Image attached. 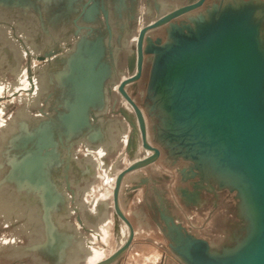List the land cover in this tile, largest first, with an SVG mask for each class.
<instances>
[{
    "label": "rangeland",
    "instance_id": "rangeland-1",
    "mask_svg": "<svg viewBox=\"0 0 264 264\" xmlns=\"http://www.w3.org/2000/svg\"><path fill=\"white\" fill-rule=\"evenodd\" d=\"M219 1L212 0L209 6ZM145 2L97 0L101 10L95 14L96 19L89 22L83 20L85 8L91 5L89 0H73L71 6L67 0L0 2V182L12 173L13 154L17 155V162L22 163L29 149L37 150V143L33 141L34 144L23 151L25 153L17 151L21 139L53 126L54 140L59 141L60 115L70 112L68 105L61 100L68 96V102L73 103L76 86L69 81L61 84L57 80L61 71L53 68L55 59L71 57L79 61V57H97L96 71L106 59L115 64L113 76L104 81L108 98L105 110L97 112L96 108L90 107L92 127L66 138L61 145L62 153L71 159L69 170H65L66 163L52 168L58 189H63L67 197V204H60L51 211L49 225L51 228L56 226L58 232L72 234V247L65 248L60 258L54 254L53 239L45 231L41 201L37 198L29 201L21 195L17 185L4 184L3 194L8 196L9 203L13 205L16 200L18 205L31 207L34 220L29 222L25 216L16 215L6 218L0 214V264H96L110 257L128 238L127 225L115 214V182L121 171L144 158L149 151L142 147L136 117L117 89L123 79L135 72L128 68L127 56L135 49L139 30L156 18ZM56 18L57 26L53 24ZM101 37L112 51L102 58L93 53L95 42ZM83 39L89 41L88 51ZM147 70L136 90L132 86L127 89L129 93H135L137 103L146 109L148 142L160 145L166 153L156 163L124 177L119 205L133 225L134 238L124 255L112 264H171L170 260L164 259L168 251H172L168 239L162 234L165 230L149 215L148 205L157 201L155 191L164 199L166 209L177 223L216 248L235 245L242 234L234 193L226 190L211 203L209 196L204 194L205 203L199 207L187 208L181 202L177 188L183 187L186 181L180 179L177 169L192 164L172 157L166 144L159 141L160 116L152 108L153 102L148 94L151 67ZM49 77H53L55 83L45 89ZM146 91L149 102H145ZM35 120H40L39 126ZM24 122L28 128L21 126ZM89 129L103 130L105 139L91 143ZM146 177L151 178V183L138 185L141 178ZM193 179L199 184V177ZM204 184L208 187L207 183ZM182 201L187 202L183 198ZM53 244L55 247V241ZM150 251L158 254L146 255L153 256L147 262L143 253ZM97 253L102 256L92 261Z\"/></svg>",
    "mask_w": 264,
    "mask_h": 264
},
{
    "label": "water",
    "instance_id": "water-1",
    "mask_svg": "<svg viewBox=\"0 0 264 264\" xmlns=\"http://www.w3.org/2000/svg\"><path fill=\"white\" fill-rule=\"evenodd\" d=\"M89 2L91 5L83 13L84 22L95 20V14L101 10L97 0ZM67 4L71 6L73 0H67ZM196 6L179 9L141 31L137 48L138 72L119 87L120 93L135 110L144 148L154 154L132 163L117 177L114 207L128 225L129 235L116 252L96 264H112L128 250L134 231L118 202L122 180L127 173L145 167L159 155V151L148 142L142 111L124 88L139 78L144 54L153 55L148 94L153 102L152 108L160 116L159 141L166 144L172 157L191 162L193 176L200 179L198 188H205L204 183H207L211 191L234 193L237 217L242 222V234L235 245L222 248L214 247L206 239L175 224V233L169 237L172 252L182 264H264V1L220 0L206 12L192 18L190 24L173 26L167 41L161 46L152 49L153 44L149 40L151 47L143 48L148 30ZM82 41L87 50L88 40ZM109 50L105 38L101 37L95 42L93 53L102 58ZM65 60L70 66L69 77L82 83V91L75 85L76 96L80 98L86 89L89 92L88 100L78 109L73 108L76 98L73 103H68V114L89 121L90 107L96 108L97 112L105 110L108 98L104 81L113 76L115 64L106 59L96 71L97 57H79V61L71 57L55 59L62 63ZM75 71L81 75H76ZM60 122L65 128L61 118ZM46 131V128L39 129L37 134L23 139L24 142H36L37 150L28 153L22 163L17 164L12 177L16 182L24 175L30 187L41 191L38 200L43 204V221L44 209L49 211L51 218V211L57 209L56 206L51 208L57 192L55 187L50 192L46 180L38 178L44 173H41V167L45 166V160L39 157L48 145L61 142L60 137L59 141L52 137L51 140ZM199 195L200 192H196L197 199ZM193 197L187 195L185 200L191 202ZM45 231L56 243L54 247L49 239L52 252L62 257L58 252V242L67 243V238L57 231L56 226Z\"/></svg>",
    "mask_w": 264,
    "mask_h": 264
},
{
    "label": "flooded vegetation",
    "instance_id": "flooded-vegetation-1",
    "mask_svg": "<svg viewBox=\"0 0 264 264\" xmlns=\"http://www.w3.org/2000/svg\"><path fill=\"white\" fill-rule=\"evenodd\" d=\"M211 1L212 0H146V2H145L146 4L145 5L148 7L147 9H150L152 14H156V18H155V20L152 23L144 25L139 30L138 35H137V39H136V43H135V49L133 50V52L131 54H129L127 56V66H128V68L130 70H132V69L135 70V72H134V74L128 76L125 79H123L120 82V84L118 86V89H117L119 94L121 95V97L128 103L129 107L132 109L133 114L135 115V117H136V113H135L134 108L126 100V98L120 93L119 87L121 86L123 81L134 77L137 74V72H138V52H137V48H138V42H139V37H140L141 31L145 27H147V26L153 24L154 22H156L157 20L162 19V18H164V17H166L168 15H171L172 13H174L175 11H177L179 9L190 7V6H196V5H198L201 2L195 8H193V9H191L189 11H186L184 13H181L178 16L170 19L168 22H166V23H164V24H162V25H160V26H158L156 28H153V29H150V30L147 31V33L144 36V40H143V48L145 49V48H150L151 47L150 43H149V40H151V42L153 44V47H151L152 49L155 48V47L161 46L162 44H164L167 41L168 35H169V31L171 30V28L173 26L181 27L183 25L190 24V21H191L192 18H194V17L198 16L199 14L203 13L204 11H206L210 7L209 5H210ZM216 1L218 2L219 0H216ZM154 31H160V32H159V34H154L153 33ZM152 57H153L152 54H144V59H143L142 68H141V74H140L139 78L137 80H135V81H132V82L126 84L125 87H124L125 90H126V93L129 95V97L132 99V101L137 105V107L142 111V113L144 115V118H145V121H146V113H145L146 109L145 108L144 109L141 108V106L137 103L136 99L134 98L135 93H133V92L129 93V90L127 88L129 86H132L135 90L137 89V87H138L137 85H138V83L140 84L141 80L144 78L146 71H148L147 70L148 67L149 66L151 67L152 63H151L149 58H152ZM147 75H149V74H147ZM148 83H147V85H148ZM146 89H147V87H146ZM145 102H149V100L147 98V91H146V94H145ZM66 113L68 114V112H66ZM66 113H64V114H66ZM136 120H137V117H136ZM91 124H92L91 122H90V124L88 123L86 127H88V126L92 127ZM85 128L83 130H85ZM89 130H90L89 137H90L91 133L98 132V130H93V129H89ZM146 131H147V136H148L147 122H146ZM140 136H141V132H140ZM104 139H105V135H104V131H103V139L102 140H97L95 142L96 143L102 142ZM141 140H142V138H141ZM149 144H150L151 147H153V148H155V149H157L159 151V155H158V157L156 158L155 161H153L152 163L146 165L143 168L149 167L150 165L156 163L157 161H159V159L162 158V156H164L163 154L166 153V151L160 145H155V144H152V143H149ZM142 147L144 148L143 143H142ZM144 149L149 151V154L146 155L144 158L152 156L154 154L153 151L148 150L146 148H144ZM144 158H142V159H144ZM166 158H167V156H166ZM143 168H141V169H143ZM126 169H124L123 171H125ZM138 170H140V169H138ZM123 171H121L120 173H122ZM177 173L179 174L181 180L186 181V183L183 185V187L180 186V187L177 188V191L180 193L181 202L187 208L202 206L205 203V200H203V198H202V196L204 194L209 196L208 201H209V203H211L212 201L213 202L217 201L219 199L220 194L222 192L226 191V190H222V191L216 190L214 192V191H211L209 189V187H207V186H205L204 190H201L200 188H198L199 187L198 183H196L195 179H193L194 176H193V172L191 171L190 163H188L185 166H182V167L178 168L177 169ZM119 174H118V176H119ZM150 179L151 178H149V177L141 178V181L138 183V185H140V184L149 185L151 183ZM116 180H117V178H116ZM123 180H124V178H123ZM123 180H122V182H123ZM115 186H116V182H115ZM121 186H122V184H121ZM120 189H121V187H120ZM152 191L154 192L153 189H152ZM196 192H200L199 199H197ZM207 192H209V193H207ZM119 193H120V191H119ZM155 195H157V201L153 200L152 203L148 205L149 209H150L149 215H150V217L153 219V221L156 224L161 226L163 231L165 230V233L163 232L162 234H163L164 237H166L168 239V241L170 243L169 237L175 233V226L174 225L175 224L176 225H181V224L177 223L176 222V218L166 209V207L164 205V199L159 195L158 191H155ZM187 195L188 196L190 195L192 197L194 196L193 200L191 202L189 201L187 203V202H183L182 201V198L183 199L187 198ZM113 199H114V193H113ZM118 202H119V194H118ZM114 209H115V207H114ZM122 213H123V211H122ZM115 214L118 216L116 211H115ZM124 216L130 222V224H131V226L133 228V225H132L131 221L128 219V217L125 214H124ZM121 220L123 221V219H121ZM123 222L125 223V221H123ZM127 227H128V225H127ZM128 229H129V227H128ZM185 230L188 231L187 229H185ZM133 231H134V228H133ZM133 238H134V236H133ZM164 259L170 260L171 264H182L180 259L172 251H168V254L164 257Z\"/></svg>",
    "mask_w": 264,
    "mask_h": 264
},
{
    "label": "bare ground",
    "instance_id": "bare-ground-1",
    "mask_svg": "<svg viewBox=\"0 0 264 264\" xmlns=\"http://www.w3.org/2000/svg\"><path fill=\"white\" fill-rule=\"evenodd\" d=\"M57 22H58V19L56 18V20L53 22V24L57 26L58 25ZM58 62H60V63H58ZM53 68H58L61 71V73L56 77L57 80L61 84L66 83L68 81H73L74 82V78L72 76L69 77L70 71L68 73V70H69L70 66L68 65L66 60L63 63L61 61H55L54 64H53ZM51 83H55L53 77H49L48 78V81L46 82V88L45 89H47V87L51 86L50 85ZM74 84L78 85L77 90L82 91V88H81L82 83L81 82H78L76 80L74 82ZM37 93L35 94V96L37 95ZM78 94H79V91H78ZM67 97L68 96L63 97L61 101H64L65 104L68 105V103H69L68 100L69 99ZM73 97L76 98V102L73 104V108L74 109H78V107L84 105V103L88 100L89 92L86 89L85 91H83V93H81L80 98H78L76 95L75 96L73 95ZM60 118L62 119V121L65 124V128H63L64 126L62 127V124L59 123L60 128H61V132L58 135L61 138V142L63 144L67 141L66 138H71L73 136L78 135L79 132L83 131V129L87 126L88 123L90 124V119L88 121V119H85V118H82V117L80 118L78 115L77 116H75V115L71 116V114H67L66 113V114L60 115ZM53 120H54V122L56 121V119H54V118H53ZM35 121H36V125L39 126L40 125V120H35ZM21 126L28 128L29 125L24 122V123H22ZM46 129H47L46 132H48L47 135L49 136V138H51V137L54 138L55 137V135H54V127L53 126L49 127V128L46 127ZM52 138H51V140H53ZM102 139H103V130H100V131L95 132V133H91L90 137H89L90 142H95L97 140H102ZM20 141H21V143L17 146V151H20V152H23V151L27 150L28 147L33 144V143H30V142H26V141L24 142L23 139L20 140ZM29 141H32V140H29ZM69 143H72V142L70 141ZM61 148L62 147H61V144L59 142H54V144L51 143V145L47 146V149H44L41 152L42 157H39V159L42 158L43 161L45 160V162H44L45 166H43L44 168L41 167V173H43V172L44 173L42 175H39L38 178L40 179V181L46 180V182L48 183L50 192H51V189H54V187L57 190H59L56 193V196H53V201L51 202V204H52L51 208L55 207V206L58 208L60 206V204H63L64 206H66V204H67V197L65 196V193L63 192V189H61V190L58 189V184L56 183L55 178H54L53 173H52V168H53L54 165H57L56 167H58V166L61 167L65 163L67 164V166H68V164L70 165V163H71V159L69 158L68 155H66V157H65L64 152L62 153V151H61ZM33 151L35 152V150H33ZM31 152H32V148L29 149L28 153H31ZM23 153H25V152H23ZM32 155H33V153H32ZM13 156H14V160H15L13 162V164H14L15 168H13V170H12V173H11L12 175L10 174L9 177L7 176L8 178L3 179L0 182V214L4 215V217H6V218H10L12 215H16L18 217L25 216L27 218V221L31 222L32 220H34L33 214L31 212V207L27 208L28 206L25 207L23 204L18 205L16 203L15 199H14L15 201H13V205H12V204L9 203L8 196L3 194L5 192V190L3 188L4 184H6V185L7 184L14 185V183L15 184L17 183L18 188H19V190L21 192V195L23 197H25L26 199H28L29 201L30 200L32 201L35 198H37L36 200H38V199H40V197L42 195L41 191H38L37 189H34L33 187L29 186V184H28L27 180L25 179L24 175L22 177H20V178L16 177L17 178L16 182H15V180H12V177L15 176L13 173H16V169L18 167L17 164H19L17 162V159H18L17 155L13 154ZM47 162H48V164H47ZM67 166L65 165V170H69V166L68 167ZM75 166L77 167V169L79 168L77 163H75ZM1 168H2V165H0V170H1ZM1 174L2 173H0V175ZM10 180H12V181H10ZM49 191H47V192L45 191V192L48 193ZM100 207H101V205H100ZM25 212H26V214H25ZM44 223H45L44 224L45 229L49 228V231L52 230L51 225H49L50 224V214H49V211H47L45 209H44ZM61 234H64V236L67 238V243L66 242L65 243L58 242L59 255H61L64 252L65 248L72 247V242H71V237H72L71 235L72 234H68L67 232L61 233ZM101 256H102L101 254L97 253L95 256H93L91 258V260L92 261L99 260Z\"/></svg>",
    "mask_w": 264,
    "mask_h": 264
},
{
    "label": "crops",
    "instance_id": "crops-1",
    "mask_svg": "<svg viewBox=\"0 0 264 264\" xmlns=\"http://www.w3.org/2000/svg\"><path fill=\"white\" fill-rule=\"evenodd\" d=\"M150 253L153 255V256H156L157 254H158V252H155V251H150V252H148V253H143V256H145V260H147V262L148 261H151L152 260V258H153V256H151V257H146V255L148 256V255H150ZM143 258L141 257V260H142ZM136 260V259H135Z\"/></svg>",
    "mask_w": 264,
    "mask_h": 264
}]
</instances>
